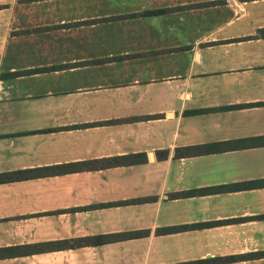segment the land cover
Instances as JSON below:
<instances>
[{
  "label": "crops",
  "instance_id": "obj_1",
  "mask_svg": "<svg viewBox=\"0 0 264 264\" xmlns=\"http://www.w3.org/2000/svg\"><path fill=\"white\" fill-rule=\"evenodd\" d=\"M262 28L264 0H0V173L146 155L1 183L0 264H264V185L172 196L264 182Z\"/></svg>",
  "mask_w": 264,
  "mask_h": 264
},
{
  "label": "trees",
  "instance_id": "obj_2",
  "mask_svg": "<svg viewBox=\"0 0 264 264\" xmlns=\"http://www.w3.org/2000/svg\"><path fill=\"white\" fill-rule=\"evenodd\" d=\"M193 6H201V5L198 4V5H193ZM171 9L172 8H160L156 10H146L141 13L129 14L128 16H136L139 14H144V15L162 14V13L170 11ZM259 32L261 36H264V28L259 29ZM90 62H95V61H88V63ZM55 67L56 66L24 70V71L16 72L14 73V75L21 74V73H30V72H43V71H47ZM260 103L263 104L264 102H260ZM199 111L201 110H193L192 112H199ZM153 117L154 115H145V116H136V117H130V118L117 119V120L100 121V122H94L90 124L118 123V122H123V121H128V120L149 119ZM214 150H217V149L212 148L207 145L186 146V147H181V148L176 149V156L183 157V156H188L192 154H202V153H207V152H213ZM157 154H158V158H165L167 156V152L165 150L157 151ZM145 159H146L145 153H139V154L124 155V156H115V157H110V158H105V159L103 158V159L85 160V161L70 162V163L59 164V165L43 166V167H38V168H33V169H20V170L8 171V172H1L0 173V184L6 183V182L26 180L30 178L50 176V175H57V174H64V173H71V172H78V171L97 170V169L108 168V167H112L116 165H130L136 162H141ZM263 185H264V182L237 183V184L221 185V186L207 187V188H201V189H191V190L179 191V192L173 193L172 196L185 197V196H191V195H196V194H205L207 192H212V191L214 192L215 191L217 192L231 191V190H238V189H243V188L252 187V186H263ZM146 199H149V198H138V199H132V200H127V201L113 202V203H102L96 206H108L112 204L133 203V202L144 201ZM169 230H172V229L171 228H159L158 231L165 232ZM140 234L142 233L139 231H134V232L109 234V235H97L93 237L79 238L75 240V242H73L76 244H71V245H79V244L98 245V244L111 241V240L135 237ZM69 245H70L69 241H65L62 247H66ZM214 262H218V258L200 260L197 262L191 261V262H186L182 264H206V263L212 264Z\"/></svg>",
  "mask_w": 264,
  "mask_h": 264
}]
</instances>
